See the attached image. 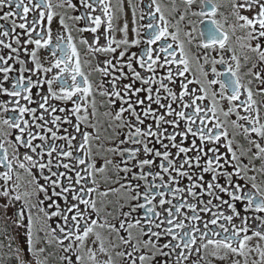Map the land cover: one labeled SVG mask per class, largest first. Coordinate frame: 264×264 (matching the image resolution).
Returning a JSON list of instances; mask_svg holds the SVG:
<instances>
[{"label":"snow or ice","instance_id":"obj_1","mask_svg":"<svg viewBox=\"0 0 264 264\" xmlns=\"http://www.w3.org/2000/svg\"><path fill=\"white\" fill-rule=\"evenodd\" d=\"M214 262L264 264V0H0V264Z\"/></svg>","mask_w":264,"mask_h":264},{"label":"flooded vegetation","instance_id":"obj_2","mask_svg":"<svg viewBox=\"0 0 264 264\" xmlns=\"http://www.w3.org/2000/svg\"><path fill=\"white\" fill-rule=\"evenodd\" d=\"M101 111H103V110H101ZM214 264H221V262H214Z\"/></svg>","mask_w":264,"mask_h":264}]
</instances>
